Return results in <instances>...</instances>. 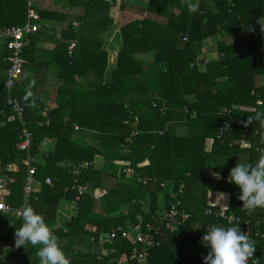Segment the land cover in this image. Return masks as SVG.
Returning a JSON list of instances; mask_svg holds the SVG:
<instances>
[{
    "label": "trees",
    "instance_id": "trees-1",
    "mask_svg": "<svg viewBox=\"0 0 264 264\" xmlns=\"http://www.w3.org/2000/svg\"><path fill=\"white\" fill-rule=\"evenodd\" d=\"M28 1L32 0H0V27L25 23ZM52 1L53 7L37 9L33 5L39 15V28L29 36L28 43L23 49L25 59L23 70L19 82L13 88L14 97L23 108L24 126L32 132L29 154L37 158L34 175L36 183L29 197L28 206L41 214L46 223L53 222L59 200L76 198L77 192L73 188V180L76 176L78 183L86 187V192L77 202V211L70 221V229L65 233L60 231V235L68 236L75 231L79 221L95 213H92L95 200L92 194L88 193V185L92 184V188L98 190L103 174L120 181L125 180L126 175L122 172L124 165L130 163L134 166L146 154L151 162L147 173L144 174L155 177L156 181L143 185L130 178L138 185L132 189L130 199L146 198L149 195L154 204L155 194L161 189L160 180L173 179L171 185L175 188L179 183L184 184L182 202L191 214L173 232L165 230L163 226L160 228L157 235L159 244L150 249L148 264H182L173 250V244L174 241L182 243L189 239L201 242L206 252L202 257L188 259L186 264H204L203 258L208 254V249L202 242L203 234L211 226L232 225H240L241 231L252 240L251 245L256 249L249 264H264V226L256 227L254 224L257 219L264 218V208H258L249 214L241 208L242 202L237 198L238 187L230 183H220V189L227 191L235 189L237 193L230 196L226 207L215 205V209L232 212L240 216L241 220L226 224L223 220L205 215V209L209 205L206 201V188H201L202 173L205 162L212 155L185 157L183 172L162 173L166 169L163 165L166 162L165 156L170 153L168 144L163 145L164 141H168V135L166 131L159 134L157 130L152 132L143 129L140 123L136 126L138 133L132 137V142L128 145L130 153H120L124 139L133 128L124 124V121L133 115L136 105H143L149 107L158 117V129L161 130L164 128V122L169 120L170 113L184 117L185 112L189 113L195 109L204 116L207 114L209 119H213L216 123L215 132L211 137L213 153L228 155L236 147L228 143L232 140L237 143L246 129L250 133L252 142L248 149V162H253L254 165L261 156H264V149L259 150L264 148L262 144L259 145L261 134L264 132V123L255 120L249 122V117L257 112L264 113V84L256 85L254 81L256 75L264 74V20L257 21L264 17V0H150L145 8L146 12L155 14L161 19L157 16L152 18L146 16L121 25L123 46L118 52L117 67L113 71L112 81L107 84L96 83L88 89L80 87L79 91L71 93L66 101L47 109L44 108V103L40 102L35 90H31L30 87L25 90L20 88V85L30 78L34 68L32 66V61L35 60L34 48L30 41L37 40L40 29L46 23L62 28L60 40L52 50L49 60L59 68V75L64 78L60 92L70 93L71 87L78 86L75 81L76 76L85 75L88 69L95 72L96 76H101L105 70L106 52L102 51L100 55L94 53L84 46L83 42L88 41L89 30L98 31L110 23L107 11L110 4L116 2V0ZM189 3L197 5L195 12H189ZM76 9H82V14L77 18V26H74L68 17ZM217 34L223 36L217 42L218 57L207 61L200 56L202 41ZM235 34L231 41H226L224 38ZM74 40L75 43L72 42ZM71 44L74 45L68 52V46ZM146 50H153V59L150 63L137 61L134 58V52ZM6 56L5 47L0 45V121L4 122L0 126V185L7 180L6 186L9 191L5 201L17 207L23 202V186L27 175L23 161L27 153L18 148L23 125L18 120H8L10 111L5 104L4 86ZM204 59L206 61L202 65H205L206 70L201 72L199 71L201 65L197 60L202 62ZM29 92L31 96L27 95ZM190 93L196 95L197 100L193 105L187 102ZM137 94L156 96L144 99L125 98L127 95ZM88 100H94V105L80 107V102ZM257 100L261 102L256 105ZM70 101L71 103L76 101L75 106L65 111ZM207 102L209 107L206 109ZM234 104L247 106L255 104L256 107L253 112L244 113L234 108ZM223 107L231 109V129L223 136L224 141L221 142L217 138V132L225 118L221 113ZM44 111L48 122L39 125V122L44 120L42 115ZM78 128L93 130L92 135L98 140L97 145L83 146L72 141L73 131ZM45 139H53L55 146L53 150L44 154L46 156L44 162L40 163L37 155L39 146ZM142 143L145 144L144 147ZM140 154L141 156H138ZM97 155L106 162V166L100 169L95 168L92 163ZM64 159L74 163L59 165ZM74 166L78 167L77 175L73 173ZM230 169L228 167V174ZM46 176H50L47 177L51 179L50 184L45 182ZM38 184L40 187L36 189ZM116 186H120V183L118 182ZM105 197V194L101 195L103 208L109 213L110 207ZM168 201L166 192L165 208L168 206ZM140 204V200L134 202V208L127 214L119 213L107 217L98 214L97 229L90 232L93 242H96L100 233L107 232L117 225L136 223L139 215L143 223L155 224L152 220L153 215L139 210ZM247 220L251 222L248 227L245 225ZM6 222L7 215L0 214V243L9 239L13 245L15 228H20L23 221L21 218L14 219L9 226ZM53 232L56 234L57 231ZM115 243L123 244L122 254L128 255L131 249L128 241L117 238ZM33 249L31 245L25 248L15 247L11 253L20 260L32 254ZM3 254L4 249L0 244V264H10L3 259ZM85 255L90 257L89 254ZM96 262L95 254L87 264H96ZM85 263L86 261H81L80 264ZM135 263L128 261V264Z\"/></svg>",
    "mask_w": 264,
    "mask_h": 264
},
{
    "label": "crops",
    "instance_id": "crops-1",
    "mask_svg": "<svg viewBox=\"0 0 264 264\" xmlns=\"http://www.w3.org/2000/svg\"><path fill=\"white\" fill-rule=\"evenodd\" d=\"M150 0H116V2L111 5L107 11L108 21L110 23L103 29L98 31H88V41L83 42L84 46L91 49L94 53H99L102 51L106 52V68L101 76H96L95 72L91 69L86 71L83 76H76L75 81L78 86L77 88L71 87L70 93H61L60 87L64 85V78L59 75V68L56 67L50 60L49 57L52 54V50L55 48L56 43L60 40L61 27L52 26L46 23L41 29L37 40L33 43L34 48V61H32V66L34 67L30 79V89L37 92L38 98L41 103H44V108L51 109L57 106L58 103L66 101L71 93L74 91H79L80 87L91 88L94 84H107L112 81L113 71L117 67V56L118 52L121 50L123 43L121 38L120 27L124 23L131 21L132 19H141L146 16L155 17V14H149L146 12V6L149 4ZM44 4L48 7H53L52 0H44ZM137 7V8H130ZM114 8V9H113ZM117 11V12H116ZM114 12V13H113ZM82 14V9H76L69 15L68 19L72 20V24L77 26L78 16ZM135 14V15H134ZM158 17V16H157ZM161 19L160 17H158ZM263 18L257 21L262 22ZM54 27V28H53ZM235 35L231 37H224L226 41H231L234 39ZM223 36L217 34L215 36L206 38L202 41L200 56L206 58L207 61L216 59L218 57L217 52V42L221 40ZM75 43L76 41H72ZM68 52L72 50L71 45L68 46ZM153 50H146L145 52L136 51L133 56L137 61L144 63H150L153 59ZM70 54V53H69ZM32 55V54H31ZM100 59V57H99ZM101 60V59H100ZM206 70L205 65L199 67V71L203 72ZM255 84H264V74H259L255 76ZM75 83V84H76ZM82 85V86H80ZM189 87V84H188ZM196 95L190 93L187 96V102L189 105H193L196 102ZM76 101H70L65 111L69 110L71 107L75 106ZM261 101L257 100L256 105ZM94 105V100H88L86 102H80V107H90ZM255 104L250 106L234 104V108L239 109L241 112H253L256 107ZM213 106V103H211ZM209 107V103H206V109ZM41 114V113H40ZM137 116L138 123L141 124L143 129L148 131L156 132L159 134L166 131L168 135V141H164L163 145L167 146L170 153L165 156V163L163 165L166 169L162 173H169L173 171L183 172L184 165L183 161L185 157H190L191 155L202 157L205 154L212 155L205 162L202 173L201 188H206V201L209 207L215 205H221L226 207L229 203V198L231 195H235L237 191L232 189L227 191L225 189H220V183H229L227 173L228 167L232 168L237 163H249V153L248 149L251 147L250 133L245 129V132L241 135L240 140L237 143H233L236 147L228 155H223L222 153H213L211 150V137L215 132L216 123L213 119H209V116H205L202 113H197L195 109L191 112L184 113V117H180L178 114L170 113L169 120L164 122L163 130L158 129L159 119L152 113L149 107L143 105H136L135 111L132 113ZM77 127V126H76ZM143 131V130H142ZM94 131L90 129L78 128L74 129L71 136L72 141L79 145H89L95 146L98 140L92 135ZM264 146V132L261 134L259 140V145ZM152 146V144H150ZM55 142L53 139H45L39 146L38 160L40 163L44 162V154L47 151L54 149ZM145 144L142 143V147ZM263 147L259 150L262 151ZM130 147L127 150L121 148V154H129ZM136 156V155H135ZM138 156H141L138 155ZM137 157V156H136ZM149 157L145 154L140 161L136 162L135 165H128L134 167L142 173H147V169L150 166ZM74 162L69 159L62 160L59 165H70ZM95 168L100 169L106 166V162L101 156L97 155L92 161ZM255 163V160H254ZM253 165L252 163H249ZM126 165V164H125ZM255 165V164H254ZM76 167V166H74ZM50 176H46L45 179ZM101 186L98 190L92 188V184L88 185V193L92 194L95 200V205L92 208V213L87 219H82L75 226V231L68 236L60 235V231L65 233L70 229V221L77 211V202L75 199L61 198L57 205L56 218L53 222L47 223L52 231H57L58 243L67 253L69 260L78 262L86 261L88 263L90 258L97 252L96 242H93V237L90 232L97 229L96 219L100 215L107 217L110 215H117L119 213L127 214L130 209L134 208V202L141 201V206L139 205V210L142 213H148L152 216V220L157 225V219L160 214L165 210V195L167 190H169L173 179H164L160 181L166 182V187L161 188L155 194L154 204L152 203L149 195L146 198H132V189L137 187V183L131 180L129 177H125V180H117L116 178L103 174L101 179ZM7 180H4L0 186V197L5 200L6 194L9 188L6 186ZM120 186H116L117 183ZM40 184L36 186L39 189ZM110 193V194H109ZM220 193H225L226 197L224 200L219 201L218 196ZM105 194V201L109 204L110 211L106 213L103 208V200L101 195ZM1 195H4L3 197ZM129 198V200H128ZM9 204V202H7ZM153 204V207H152ZM11 205V204H10ZM13 206V205H12ZM99 214V215H98ZM155 220V221H154ZM12 224V223H11ZM86 231V232H85ZM1 247L4 249L3 259L10 264H39L38 258L36 256V248L34 247L32 254L17 260L11 253L13 249L11 241L9 239L2 241ZM85 250V251H82ZM173 250L177 253V256L182 261V264H186L187 260L190 258L202 257L205 254V249L202 247L201 242L193 239H189L185 242L174 241ZM86 252V253H84ZM85 254H89L90 257ZM135 264H148L147 259H140L139 262Z\"/></svg>",
    "mask_w": 264,
    "mask_h": 264
},
{
    "label": "built area",
    "instance_id": "built-area-1",
    "mask_svg": "<svg viewBox=\"0 0 264 264\" xmlns=\"http://www.w3.org/2000/svg\"><path fill=\"white\" fill-rule=\"evenodd\" d=\"M39 15L33 8L31 1L27 3L26 21L21 25H10L0 27V45L4 46L7 51L5 58L7 62V69L5 71L4 86L6 89L5 104L9 107V121L18 120L23 126L21 129V141L18 144L20 150L26 151L27 155L23 161V164L27 168V175L23 186V202L17 207H13L8 204L4 199L0 198V214L12 216L15 219L20 218L18 215L19 210L24 206L29 205V197L34 189L36 179L34 177L36 173L37 158L29 154V148L31 145L32 132L24 126V112L23 108L19 104L18 100L12 95L14 86L19 82L20 75L23 70V64L25 59L23 58V49L28 43L29 36L39 28ZM186 40V38H184ZM74 44H71L73 47ZM206 59L202 62L197 60L199 65L204 64ZM221 113L224 115V120L217 132V138L223 142V136L231 129V109L223 107ZM44 120L39 122V125L48 122L46 112L42 113ZM138 121L137 116L132 115L130 118L124 121V124L131 125L133 128L130 134L123 141V148L127 150L128 145L132 142V137L138 133L136 123ZM4 122L0 121V126ZM75 128H77L75 126ZM236 143L235 140L230 141L228 144L232 145ZM78 167L73 170L74 175L79 173ZM122 172L129 178L134 179L136 182L143 185H148L151 182L156 181L155 177L144 174L134 167L126 164L124 165ZM46 183H51L50 178H46ZM73 188L77 192L76 200H79L81 195L86 192V187L78 183V179L75 176L73 180ZM1 186V185H0ZM159 186L164 188L167 186L166 182L160 181ZM168 206L165 208L162 214L157 219V225H153L150 222L143 223L142 218L139 215L136 223H127L125 225H117L111 230L100 233L96 240L97 252H96V264H128V261L139 262L140 259H147L150 249L158 246L157 235L160 228L167 231H175L185 220H187L191 214L183 205L182 198L184 195V184L179 183L177 188L171 185L167 190ZM242 210H245L241 207ZM247 211V210H246ZM205 215L213 216L216 219L223 220L226 224H233L241 220L240 216L235 215L232 212H226L221 209H215L208 207L205 209ZM251 224L250 221H246L245 225L248 227ZM256 227L264 226V218L257 219L254 222ZM200 228V227H199ZM117 238L128 241L131 245L128 255L122 254L123 244H116ZM15 248V243L12 245ZM124 250V249H123Z\"/></svg>",
    "mask_w": 264,
    "mask_h": 264
},
{
    "label": "clouds",
    "instance_id": "clouds-1",
    "mask_svg": "<svg viewBox=\"0 0 264 264\" xmlns=\"http://www.w3.org/2000/svg\"><path fill=\"white\" fill-rule=\"evenodd\" d=\"M189 12H195L197 5L188 4ZM31 96V92L27 94ZM27 99V96L25 97ZM264 123V113L257 112L249 117L251 121ZM228 182L238 187V200L242 207L251 214L258 208H264V156L255 165L237 163L229 170ZM225 193H220L219 201L224 200ZM23 223L15 228V246L35 247L39 264H70L67 253L58 243L57 235L51 230L44 217L31 206H24L18 212ZM202 242L208 249L203 258L204 264H249L253 260L255 248L240 225L229 227L211 226L202 236Z\"/></svg>",
    "mask_w": 264,
    "mask_h": 264
},
{
    "label": "rangeland",
    "instance_id": "rangeland-1",
    "mask_svg": "<svg viewBox=\"0 0 264 264\" xmlns=\"http://www.w3.org/2000/svg\"><path fill=\"white\" fill-rule=\"evenodd\" d=\"M32 3H33V5H35L36 6V8L37 9H41V8H48V6H46L45 4H44V0H32L31 1ZM53 6V5H52ZM130 8H137V7H130ZM114 9V8H113ZM117 12V11H116ZM114 13V12H113ZM135 15V14H134ZM31 79L30 78H27L26 79V81H24L21 85H20V88L22 89V90H25V89H28L29 87H30V84H31ZM13 96H15V90L13 91ZM2 197L4 196V195H1ZM1 198V197H0ZM4 198V197H3ZM15 218L14 217H12V216H7V225L9 226L12 222H13V220H14ZM249 240V242L250 243H252V240L251 239H248ZM82 251H85V250H82ZM84 253H86V252H84ZM70 264H72V262L70 261Z\"/></svg>",
    "mask_w": 264,
    "mask_h": 264
},
{
    "label": "water",
    "instance_id": "water-1",
    "mask_svg": "<svg viewBox=\"0 0 264 264\" xmlns=\"http://www.w3.org/2000/svg\"><path fill=\"white\" fill-rule=\"evenodd\" d=\"M155 96H156L155 94H146V95L137 94V95H127L125 98L126 99H144V98H151Z\"/></svg>",
    "mask_w": 264,
    "mask_h": 264
}]
</instances>
